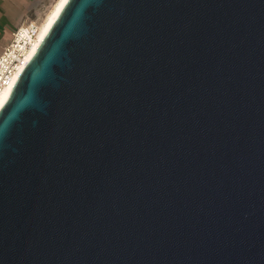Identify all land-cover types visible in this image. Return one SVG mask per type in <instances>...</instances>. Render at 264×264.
I'll return each mask as SVG.
<instances>
[{
  "label": "water",
  "instance_id": "obj_1",
  "mask_svg": "<svg viewBox=\"0 0 264 264\" xmlns=\"http://www.w3.org/2000/svg\"><path fill=\"white\" fill-rule=\"evenodd\" d=\"M0 264H264V0H67L0 108Z\"/></svg>",
  "mask_w": 264,
  "mask_h": 264
},
{
  "label": "built area",
  "instance_id": "obj_2",
  "mask_svg": "<svg viewBox=\"0 0 264 264\" xmlns=\"http://www.w3.org/2000/svg\"><path fill=\"white\" fill-rule=\"evenodd\" d=\"M44 16L41 11L35 18L29 19L12 30L10 40L0 52V95L10 85L33 48Z\"/></svg>",
  "mask_w": 264,
  "mask_h": 264
},
{
  "label": "crops",
  "instance_id": "obj_3",
  "mask_svg": "<svg viewBox=\"0 0 264 264\" xmlns=\"http://www.w3.org/2000/svg\"><path fill=\"white\" fill-rule=\"evenodd\" d=\"M47 1L0 0V52L10 40L12 30L30 19L28 16L32 9L39 10Z\"/></svg>",
  "mask_w": 264,
  "mask_h": 264
},
{
  "label": "bare ground",
  "instance_id": "obj_4",
  "mask_svg": "<svg viewBox=\"0 0 264 264\" xmlns=\"http://www.w3.org/2000/svg\"><path fill=\"white\" fill-rule=\"evenodd\" d=\"M67 0H57L56 4L54 5V7L51 9L50 12H48L47 16L45 14V18L42 21L40 30H39V34H38V39L36 40L33 48L30 50V52L28 53L27 57L25 58L23 64L21 65L19 71L15 74V76L13 77L11 83L9 86H7L4 91L1 93L0 95V108L3 106L4 102L7 100L15 82L18 80L21 72L23 71L24 67L26 66V64L28 63V61L31 59L32 55L35 53V51L37 50L39 44L42 42L43 38L45 37V35L47 34L49 28L51 27L53 21L55 20V18L59 15L61 9L63 8L64 4L66 3Z\"/></svg>",
  "mask_w": 264,
  "mask_h": 264
},
{
  "label": "rangeland",
  "instance_id": "obj_5",
  "mask_svg": "<svg viewBox=\"0 0 264 264\" xmlns=\"http://www.w3.org/2000/svg\"><path fill=\"white\" fill-rule=\"evenodd\" d=\"M54 2V3H53ZM56 2H57V0H48L39 10H34V9H32L30 12H29V18L30 19H33V18H35L38 14H40L41 13V11H42V14H43V16L46 14V16H47V14H48V12H50L51 11V9L54 7V5L56 4ZM52 3H53V5H52ZM52 5V6H51ZM51 6V7H50ZM50 8V9H49ZM47 12V13H46ZM45 16V17H46ZM44 17V18H45Z\"/></svg>",
  "mask_w": 264,
  "mask_h": 264
}]
</instances>
